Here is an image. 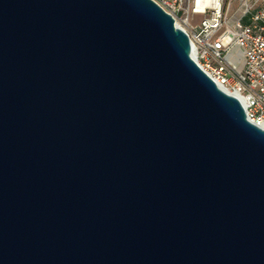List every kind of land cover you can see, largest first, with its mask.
<instances>
[{
	"label": "water",
	"instance_id": "obj_1",
	"mask_svg": "<svg viewBox=\"0 0 264 264\" xmlns=\"http://www.w3.org/2000/svg\"><path fill=\"white\" fill-rule=\"evenodd\" d=\"M152 0H0V264H264V129Z\"/></svg>",
	"mask_w": 264,
	"mask_h": 264
},
{
	"label": "built area",
	"instance_id": "obj_2",
	"mask_svg": "<svg viewBox=\"0 0 264 264\" xmlns=\"http://www.w3.org/2000/svg\"><path fill=\"white\" fill-rule=\"evenodd\" d=\"M189 38L196 65L222 90L238 97L247 120L264 129V0H241L238 17L226 23L227 0H152ZM243 51V71L226 60Z\"/></svg>",
	"mask_w": 264,
	"mask_h": 264
},
{
	"label": "rangeland",
	"instance_id": "obj_3",
	"mask_svg": "<svg viewBox=\"0 0 264 264\" xmlns=\"http://www.w3.org/2000/svg\"><path fill=\"white\" fill-rule=\"evenodd\" d=\"M228 4L229 6L226 12V23L222 26L221 30L229 28V24L233 22L241 12L239 7L241 5V0H227V5ZM226 60L236 72L240 73L243 71L244 57L241 48L233 47L226 55Z\"/></svg>",
	"mask_w": 264,
	"mask_h": 264
},
{
	"label": "bare ground",
	"instance_id": "obj_4",
	"mask_svg": "<svg viewBox=\"0 0 264 264\" xmlns=\"http://www.w3.org/2000/svg\"><path fill=\"white\" fill-rule=\"evenodd\" d=\"M234 97H236V96H234ZM236 98H238V97H236ZM239 99V98H238Z\"/></svg>",
	"mask_w": 264,
	"mask_h": 264
}]
</instances>
